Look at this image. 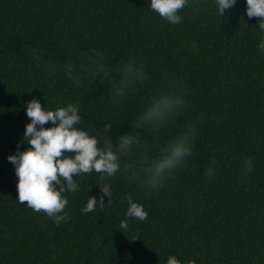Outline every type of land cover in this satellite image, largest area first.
<instances>
[{"label": "trees", "instance_id": "1", "mask_svg": "<svg viewBox=\"0 0 264 264\" xmlns=\"http://www.w3.org/2000/svg\"><path fill=\"white\" fill-rule=\"evenodd\" d=\"M179 15L180 24L168 23L150 0H0V264H167L169 256L181 264H264V32L247 17L246 0L225 17L215 0H188ZM73 54L111 68L133 61L145 78L115 105L102 75L76 86L55 70ZM170 87L188 107L160 129L139 130L141 146L155 160L186 127L194 125L196 137L187 167L159 191L121 170L105 181L111 203L104 197L85 213L89 196L99 201L102 193L98 174H82L77 191L64 194L70 219L59 226L17 202L8 156L30 147L27 102L53 111L78 104V127L110 135L115 146ZM249 157L253 170L242 180ZM128 196L143 205L145 221L126 216Z\"/></svg>", "mask_w": 264, "mask_h": 264}, {"label": "clouds", "instance_id": "2", "mask_svg": "<svg viewBox=\"0 0 264 264\" xmlns=\"http://www.w3.org/2000/svg\"><path fill=\"white\" fill-rule=\"evenodd\" d=\"M187 3L188 0H150V8L160 18L175 25L182 22L179 13ZM235 4L236 0H215L216 11L221 17H225L226 11ZM246 15L249 19L258 18L259 29L264 32V0H246ZM259 48L264 51V40ZM55 70L63 72L76 86L81 85L82 77L95 78L102 75L108 81L109 98L115 105L134 93L136 83L145 78L143 71L136 68L133 61H121L115 68H111L93 56H87L85 62L84 54H73L62 65L56 66ZM187 107L183 92L170 87L137 113L131 124L133 131L120 135L118 144L114 146L110 135L97 133L93 136L78 127L82 123L78 104L69 103L53 111L46 110L38 99L33 98L26 104V116L31 122L25 126L23 136V142L26 141L30 147L8 156L18 178L17 202L26 204L34 213L45 214L59 226L70 219L64 212L68 204L64 194L77 191L78 184L74 177L82 174H98V187L102 193L99 201L95 196H89L83 210L85 213L95 211L97 204L101 207L105 205L104 197H108V203H111V188L105 181L121 170L129 181H139L146 190L159 191L177 170L187 167L188 159L193 154L196 129L194 125L188 126L171 138L160 149L159 158L155 160L149 155L152 148L141 146L139 130L160 129ZM49 123L52 127L45 128ZM111 130V124L104 126L105 133ZM252 170V158L249 157L244 161L241 179L246 180ZM206 175L214 177V168L209 167ZM127 200L129 206L126 216L145 221L148 213L143 205L133 202L131 196ZM127 227V221H121V228ZM167 264H181V261L175 256H169Z\"/></svg>", "mask_w": 264, "mask_h": 264}]
</instances>
